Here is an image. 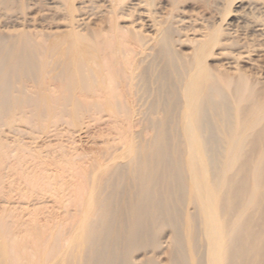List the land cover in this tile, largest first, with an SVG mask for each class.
Wrapping results in <instances>:
<instances>
[{
    "label": "bare ground",
    "instance_id": "1",
    "mask_svg": "<svg viewBox=\"0 0 264 264\" xmlns=\"http://www.w3.org/2000/svg\"><path fill=\"white\" fill-rule=\"evenodd\" d=\"M56 1L55 31L0 34V196L23 178L79 211L48 230L0 203V264H135L167 231L140 264H264V0ZM102 111L119 146L83 190L16 137ZM137 114L150 137L122 129Z\"/></svg>",
    "mask_w": 264,
    "mask_h": 264
},
{
    "label": "rangeland",
    "instance_id": "2",
    "mask_svg": "<svg viewBox=\"0 0 264 264\" xmlns=\"http://www.w3.org/2000/svg\"><path fill=\"white\" fill-rule=\"evenodd\" d=\"M50 1L51 0H17V4L12 9H0V34H13L20 30L33 31V29H40L39 31H55L56 22L63 23V20L59 19L61 18L59 15L52 16L53 13L49 10V7L55 6L56 3H51ZM52 1L57 2L56 0ZM93 11H97L98 15L96 16ZM103 11L104 9L102 8H100V10L96 8L89 10L87 8L85 12L81 13V17L86 18L85 20L87 21V24H90V27H95L93 23L95 22V19H97V17L103 13ZM30 17H35L36 21H33V19L30 20ZM32 23H34L35 26ZM263 76L264 75L261 74V77ZM112 118L113 117L108 115L106 111H102L100 113L86 115L82 118L78 125H72L71 122H69V118L66 117L65 120H58V122L55 124L56 126L51 125L44 130L33 131V134L32 132L30 133L29 128L23 127V129L25 128L24 132L16 137L33 149V156L35 152H39L38 154L41 155V158L47 161L46 164L48 163L47 168L49 169L48 173L49 175L53 176L52 180L54 182L58 181L60 184L66 185V187L72 185L74 187L72 189L81 188L83 190V187L86 185V172L89 173L92 170L94 161H106L108 159L109 148L115 145H117V147L119 146L115 139L116 133L113 128L114 118ZM119 121L120 124L123 125L121 126L124 127L122 129L125 130L127 134L143 132V135L146 137H150L152 134V131L145 127L143 116L141 114H137L134 117H123L120 118ZM124 124L127 125L125 126ZM4 137L9 143H13V140L16 138L15 135H13V133L9 132L7 129H5ZM25 159H27L28 165L31 163L29 167H34L35 163L37 162L34 157L32 158L30 153H27V151L25 154ZM67 160H70L72 163H67ZM11 174L13 175V172ZM73 177L74 179H72ZM13 183L15 188L7 186L8 183H6L7 185H5L3 188L5 192H8L6 194L9 196H0L1 208L5 206L10 209H18V214L23 216V220L26 219L24 221L29 220L28 216H32L33 218L35 216L33 220H39V222L41 221L42 224L47 223L49 226L47 229L50 230L51 224L60 222L63 219V221L66 220L65 222H67V224L65 222L64 223L69 227L70 223H72L74 217L77 215L76 212L79 211V203H76V201H70L66 205H62L53 194L52 187H49V189L45 192H39L38 190L31 191L30 188L24 184L23 178H14ZM15 202L16 204H14ZM50 202L53 204L51 205ZM20 205L25 207L22 208ZM19 208L21 209L19 210ZM26 209L33 211V214L30 215V211ZM57 215L60 216L57 217ZM168 236V231L162 235L160 240L161 247L159 249L155 251L147 250L138 253L135 258V264H140L141 262L139 259L149 256H154L157 259L164 261V249H166L169 245Z\"/></svg>",
    "mask_w": 264,
    "mask_h": 264
}]
</instances>
